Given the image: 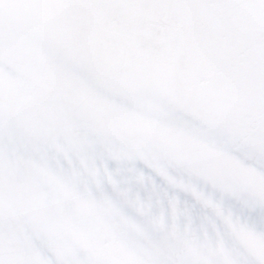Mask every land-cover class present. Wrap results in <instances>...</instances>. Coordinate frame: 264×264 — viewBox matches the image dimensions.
<instances>
[{
	"label": "snow or ice",
	"instance_id": "snow-or-ice-1",
	"mask_svg": "<svg viewBox=\"0 0 264 264\" xmlns=\"http://www.w3.org/2000/svg\"><path fill=\"white\" fill-rule=\"evenodd\" d=\"M0 264H264V0H0Z\"/></svg>",
	"mask_w": 264,
	"mask_h": 264
},
{
	"label": "bare ground",
	"instance_id": "bare-ground-1",
	"mask_svg": "<svg viewBox=\"0 0 264 264\" xmlns=\"http://www.w3.org/2000/svg\"><path fill=\"white\" fill-rule=\"evenodd\" d=\"M180 199L181 201H187L188 205L189 206H192L194 204V202L190 199V197H186L184 196L183 194L180 195ZM205 214V210L199 208V206H196L195 209H194V215L196 216H202ZM257 217V214H252V218L253 219H256Z\"/></svg>",
	"mask_w": 264,
	"mask_h": 264
},
{
	"label": "water",
	"instance_id": "water-1",
	"mask_svg": "<svg viewBox=\"0 0 264 264\" xmlns=\"http://www.w3.org/2000/svg\"><path fill=\"white\" fill-rule=\"evenodd\" d=\"M191 199V198H190Z\"/></svg>",
	"mask_w": 264,
	"mask_h": 264
}]
</instances>
